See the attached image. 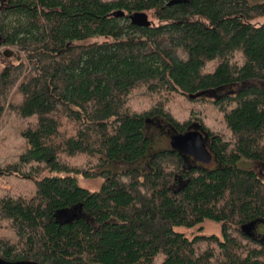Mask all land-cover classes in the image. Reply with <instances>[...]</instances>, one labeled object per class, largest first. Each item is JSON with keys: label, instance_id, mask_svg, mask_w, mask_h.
<instances>
[{"label": "trees", "instance_id": "1", "mask_svg": "<svg viewBox=\"0 0 264 264\" xmlns=\"http://www.w3.org/2000/svg\"><path fill=\"white\" fill-rule=\"evenodd\" d=\"M138 11L150 26L131 22ZM260 16L264 0H0V40L19 60L0 71V181L12 185L0 258L264 264V172L242 160L264 162ZM150 123L170 135L151 156ZM192 129L218 166L172 147ZM142 160L148 170L130 167ZM79 175L103 181L90 190ZM205 219L222 235L176 230Z\"/></svg>", "mask_w": 264, "mask_h": 264}, {"label": "rangeland", "instance_id": "2", "mask_svg": "<svg viewBox=\"0 0 264 264\" xmlns=\"http://www.w3.org/2000/svg\"><path fill=\"white\" fill-rule=\"evenodd\" d=\"M151 20V18H149ZM253 22L255 24H264V16H260L258 18H256L255 20H253ZM2 54L0 56V71L4 68L5 65H7L8 63H15L18 64V56H17V49L12 47V46H6V45H2V47L0 48ZM9 50L10 53L9 54H4L3 51ZM12 51V52H11ZM22 55H26L24 52H21ZM256 84H258L261 87H264V81H256ZM237 86H230L228 88H226L225 90H219V91H215V92H209V95H215V96H219L221 92H229V91H235L237 90ZM222 94V93H221ZM149 98V97H147ZM140 102H144V101H140ZM210 117L209 120L210 122H213L220 130L224 129V126L221 122L220 116L216 113V111L210 109ZM216 113V114H214ZM14 132L15 129H13ZM148 133L150 135H152V141L150 144V147L147 151V154L149 153L151 156V154H153L154 152H156V150L158 149H164L167 148V146L170 145V135L167 133V131L164 129V127H158L156 130V126L155 123H150L148 126ZM242 160H248L250 162H247L246 164L248 166H252L251 168L256 169L259 173L260 172H264V162H262L261 164L258 163V161L254 160V159H242ZM113 164V165H112ZM147 161L146 160H142L141 165H146ZM210 166H207L209 168H213L215 166H218V164H214V161L211 160L209 163H207ZM214 164V165H213ZM112 169H122L125 168L127 165L126 164H122V163H114V161H111L109 164ZM212 165V166H211ZM239 165L244 167L241 164V161L239 162ZM130 167H137L140 168L144 171L148 170V166L147 168H141L138 166L137 162H131ZM261 169V170H258ZM103 178L101 177H95V178H90V177H86L83 175H79L78 176V184L82 187L88 188L90 190H97L101 184H102ZM0 189H7L10 190L12 189V185L10 182H8L6 179H2L0 181ZM222 221H218V220H213V219H205L202 222L196 224L195 226L192 227H186V226H176V230L185 233L187 236L192 237L194 235L197 234H201V235H218L221 236L222 235ZM255 236L258 238H263L264 236V222H258L255 225Z\"/></svg>", "mask_w": 264, "mask_h": 264}, {"label": "water", "instance_id": "3", "mask_svg": "<svg viewBox=\"0 0 264 264\" xmlns=\"http://www.w3.org/2000/svg\"><path fill=\"white\" fill-rule=\"evenodd\" d=\"M118 16H124L123 11L117 12ZM131 22L137 26L147 27L151 25V20L146 12L138 11L130 14ZM171 145L179 152L192 156L196 161L209 163L212 160V153L207 147L204 133L200 129H192L185 133L173 135ZM0 264H37L25 261H6L0 258Z\"/></svg>", "mask_w": 264, "mask_h": 264}, {"label": "flooded vegetation", "instance_id": "4", "mask_svg": "<svg viewBox=\"0 0 264 264\" xmlns=\"http://www.w3.org/2000/svg\"><path fill=\"white\" fill-rule=\"evenodd\" d=\"M2 42H3V40H0V48L2 47ZM3 53L4 54H9L10 52H8V51H3ZM1 54H2V52H1V50H0V56H1ZM192 157V156H191Z\"/></svg>", "mask_w": 264, "mask_h": 264}]
</instances>
